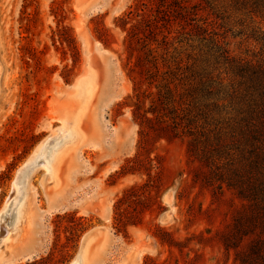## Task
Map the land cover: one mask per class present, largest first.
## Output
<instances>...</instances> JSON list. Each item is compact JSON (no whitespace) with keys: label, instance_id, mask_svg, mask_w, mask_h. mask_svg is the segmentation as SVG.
I'll return each instance as SVG.
<instances>
[{"label":"rangeland","instance_id":"1","mask_svg":"<svg viewBox=\"0 0 264 264\" xmlns=\"http://www.w3.org/2000/svg\"><path fill=\"white\" fill-rule=\"evenodd\" d=\"M135 1L0 0V210L12 194L18 170L54 132L65 110L76 106L71 85L86 68L97 87L83 127L88 139L98 144L66 154L58 165V180L50 183L45 159L63 136L56 134L46 142L29 179L30 218L22 229L0 240L1 264H26L34 259L36 264H70L91 229L96 231L87 244L88 264H127L125 258L140 249V264L146 257L159 264H239L217 231L232 222L242 200L226 187L222 194H215L194 181L196 163L189 160L184 135L156 143L155 152L164 165L159 191L162 209L154 205L145 210L142 223L128 226L126 233L114 227L117 197L142 179L115 174L134 156L139 140L140 125L133 114L135 82L128 73L143 51L137 45L129 54L126 32L117 23ZM191 2L202 9L184 30L178 24L172 27V67L178 63L188 73L217 75L220 69L206 52L209 39L217 38L236 57L250 58L258 49L248 34L252 27L264 30V17L250 13L237 0ZM165 70L156 72L157 82ZM139 86L153 93L145 99L148 108L156 85L143 80ZM16 201L5 222L13 215ZM158 226L172 233L176 245L170 247L158 239ZM91 249L96 250L93 258ZM26 255L29 258L23 260Z\"/></svg>","mask_w":264,"mask_h":264},{"label":"trees","instance_id":"2","mask_svg":"<svg viewBox=\"0 0 264 264\" xmlns=\"http://www.w3.org/2000/svg\"><path fill=\"white\" fill-rule=\"evenodd\" d=\"M237 1L250 13L264 17V0ZM201 9L191 0H136L117 18L126 32L129 54H134L137 45L143 52L136 55L128 73L135 82L133 114L140 125L137 150L115 174L142 179L117 197L113 224L126 233L128 226L142 223L145 210L154 205L162 209L159 191L164 165L155 152L156 143L184 135L189 160L196 163L194 181L215 194H222L226 187L242 200L232 222L217 231L218 239L226 250H234L239 264H264V30L251 28L248 37L259 47L250 58L233 56L217 38L209 39L207 55L220 69L215 76L188 73L178 63L172 67V27L178 24L184 30ZM154 42L158 46L152 47ZM160 68L166 70L157 82ZM143 80L156 85L148 108L145 99L153 93L141 90ZM155 235L163 244L176 245L164 227L158 226ZM144 264L159 263L146 257Z\"/></svg>","mask_w":264,"mask_h":264},{"label":"bare ground","instance_id":"3","mask_svg":"<svg viewBox=\"0 0 264 264\" xmlns=\"http://www.w3.org/2000/svg\"><path fill=\"white\" fill-rule=\"evenodd\" d=\"M83 40L85 44V53L88 56L89 52L86 48V40ZM86 71V73L78 76L71 85L73 90L70 96L75 98V100L77 101L76 106H74V108H72L71 110H65L63 116L59 118L60 124L55 128L54 132L48 134L38 144V146L35 148V150L23 164V166L18 170L17 176L13 181L12 194L7 197L4 206L0 210V230H3L2 233L0 232V240H7L10 233L22 229L23 225L30 218L31 193L29 189V179L34 171L33 167L38 163V156L41 154L44 146L46 145V142H48L50 138H52L56 134H60L63 136L61 142L59 143V146L54 150H49L45 159V162L47 164L45 172L48 174L47 181L50 183H55L58 180V165L66 154H68L70 151L82 152V149L84 147H87L89 145H96V142H93L92 140L90 141V136L88 139L83 127L84 117H86L89 105L92 101L97 87L90 68H86ZM54 146L55 145H53V147ZM15 198L17 199V201L15 204L14 213L13 215L11 214L12 216H10V220L8 222H5V219L9 215L13 200H15ZM168 218L169 217H166L165 219ZM11 225L12 227H10ZM85 238L86 237H83L81 247L70 264H88L87 262L89 261L90 255L88 256L89 245L87 244L93 237H88L86 242ZM83 242H85L84 245ZM141 253L142 249L134 252V259L132 260V264H140ZM31 255L33 256L34 254H30L29 256ZM95 255L96 250H92V258ZM131 257L132 254L130 255V258ZM25 259H27V257H25L23 260Z\"/></svg>","mask_w":264,"mask_h":264},{"label":"water","instance_id":"4","mask_svg":"<svg viewBox=\"0 0 264 264\" xmlns=\"http://www.w3.org/2000/svg\"><path fill=\"white\" fill-rule=\"evenodd\" d=\"M95 231H96V229H91V230H89L88 232H86V233L84 234L83 237H86V238H85V242L87 241V238H88V237H94V233H95ZM85 242H83V245H84ZM24 257H27V259L29 258L28 255H26V256H24Z\"/></svg>","mask_w":264,"mask_h":264},{"label":"crops","instance_id":"5","mask_svg":"<svg viewBox=\"0 0 264 264\" xmlns=\"http://www.w3.org/2000/svg\"><path fill=\"white\" fill-rule=\"evenodd\" d=\"M16 234H13L12 236H11V238H10V240L15 236ZM91 239H93V238H91ZM9 240V241H10ZM8 241V242H9ZM96 244V243H95ZM94 243H93V245H92V247H94V245H95ZM92 250H94V249H91V252L90 253H92ZM134 252H136V251H134ZM134 252H132L131 254H132V257L131 258H125V261H127V264H132V260L134 259ZM95 257V256H94ZM136 257V256H135ZM131 259V260H130Z\"/></svg>","mask_w":264,"mask_h":264}]
</instances>
